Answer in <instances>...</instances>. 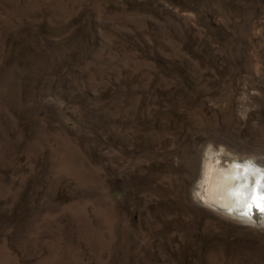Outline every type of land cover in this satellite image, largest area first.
Masks as SVG:
<instances>
[{
    "label": "rangeland",
    "instance_id": "1",
    "mask_svg": "<svg viewBox=\"0 0 264 264\" xmlns=\"http://www.w3.org/2000/svg\"><path fill=\"white\" fill-rule=\"evenodd\" d=\"M209 158L264 165V0H0V264H264Z\"/></svg>",
    "mask_w": 264,
    "mask_h": 264
},
{
    "label": "bare ground",
    "instance_id": "2",
    "mask_svg": "<svg viewBox=\"0 0 264 264\" xmlns=\"http://www.w3.org/2000/svg\"><path fill=\"white\" fill-rule=\"evenodd\" d=\"M251 162L209 158L203 164L195 196L219 212L264 227V211L260 210L264 207V165Z\"/></svg>",
    "mask_w": 264,
    "mask_h": 264
},
{
    "label": "snow or ice",
    "instance_id": "3",
    "mask_svg": "<svg viewBox=\"0 0 264 264\" xmlns=\"http://www.w3.org/2000/svg\"><path fill=\"white\" fill-rule=\"evenodd\" d=\"M259 207V206H258ZM260 210H262V211H264V207H261V209Z\"/></svg>",
    "mask_w": 264,
    "mask_h": 264
}]
</instances>
